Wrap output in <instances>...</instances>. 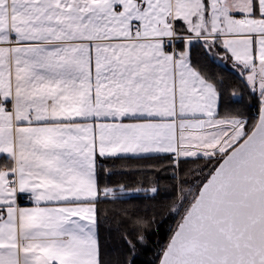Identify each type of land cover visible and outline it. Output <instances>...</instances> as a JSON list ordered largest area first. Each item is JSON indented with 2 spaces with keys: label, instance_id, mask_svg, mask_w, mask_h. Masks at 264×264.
<instances>
[{
  "label": "snow or ice",
  "instance_id": "6c2138e0",
  "mask_svg": "<svg viewBox=\"0 0 264 264\" xmlns=\"http://www.w3.org/2000/svg\"><path fill=\"white\" fill-rule=\"evenodd\" d=\"M164 210L156 264H264V0H0V264H135Z\"/></svg>",
  "mask_w": 264,
  "mask_h": 264
},
{
  "label": "trees",
  "instance_id": "16d2710c",
  "mask_svg": "<svg viewBox=\"0 0 264 264\" xmlns=\"http://www.w3.org/2000/svg\"><path fill=\"white\" fill-rule=\"evenodd\" d=\"M217 71L222 72L225 75L232 76L231 69L225 64H217L215 65ZM255 109H253L254 111ZM201 163H203L201 161ZM193 165H189L191 167ZM112 181H129L131 177L127 175H114L110 178ZM164 184L170 185V179L166 178L163 181ZM146 186V185H145ZM174 198L171 193H165L162 191L159 196L155 199L152 198V194H138L130 197L128 199L129 203L137 204L141 206L148 205H161L164 202ZM150 212V209H149ZM175 218L168 214L166 210H164V215L161 217L156 225L153 226V232L149 237V245L147 249H141L138 256L136 257L135 264H156V252L160 245L164 244L167 241L169 235L170 227L175 226Z\"/></svg>",
  "mask_w": 264,
  "mask_h": 264
},
{
  "label": "crops",
  "instance_id": "0c3cea01",
  "mask_svg": "<svg viewBox=\"0 0 264 264\" xmlns=\"http://www.w3.org/2000/svg\"><path fill=\"white\" fill-rule=\"evenodd\" d=\"M226 65V64H225Z\"/></svg>",
  "mask_w": 264,
  "mask_h": 264
}]
</instances>
